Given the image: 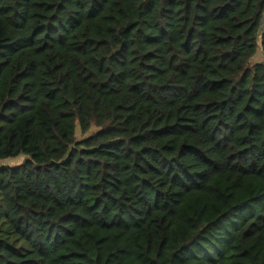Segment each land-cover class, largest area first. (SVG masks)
<instances>
[{"label": "trees", "instance_id": "obj_1", "mask_svg": "<svg viewBox=\"0 0 264 264\" xmlns=\"http://www.w3.org/2000/svg\"><path fill=\"white\" fill-rule=\"evenodd\" d=\"M263 22L0 0V264H264Z\"/></svg>", "mask_w": 264, "mask_h": 264}, {"label": "rangeland", "instance_id": "obj_2", "mask_svg": "<svg viewBox=\"0 0 264 264\" xmlns=\"http://www.w3.org/2000/svg\"><path fill=\"white\" fill-rule=\"evenodd\" d=\"M264 24V22H263ZM258 62H264V51L262 49H260L257 53V55L254 57V59L252 60V63H258ZM94 131V130H93ZM77 137L79 139V141L87 138L86 135H82L79 131L77 132ZM26 160L25 157L22 158H18V159H9V160H5V161H1L0 162V168L5 167V166H17L21 163H23ZM0 180H1V176H0Z\"/></svg>", "mask_w": 264, "mask_h": 264}]
</instances>
